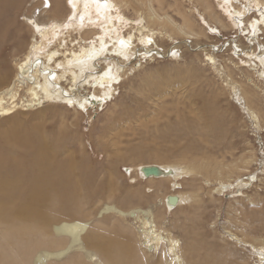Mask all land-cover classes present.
<instances>
[{"label":"bare ground","instance_id":"1","mask_svg":"<svg viewBox=\"0 0 264 264\" xmlns=\"http://www.w3.org/2000/svg\"><path fill=\"white\" fill-rule=\"evenodd\" d=\"M197 1L209 12L210 19L200 13L207 24L203 26L206 32L238 29L241 35L237 37L246 38L247 44L233 40L234 56L242 65L234 62L232 52L229 58L218 59L215 51L224 50L223 45H203L197 22L178 3L176 7L170 5L174 7L172 13H160L149 0L144 13L139 5H144V0H108L106 4L97 0H0V116L46 103H70L85 109L104 104L116 93L127 71L169 52L172 57L187 53V37H192V46L206 51L207 60L216 68L227 65L231 91L251 121L260 126L264 119L259 103L264 94V0H246L248 4L243 5L242 0ZM158 2L162 7L168 5L165 0ZM131 5L137 8L135 17L126 13L125 8ZM251 6L259 13L253 20L247 16ZM21 17L32 33L28 39L21 36L20 27H13ZM166 40L170 41L168 47ZM16 48H24L23 57H17ZM12 57L16 67L13 76ZM232 63L240 70L235 76L228 65ZM241 69L250 75L241 76ZM65 149L25 133L0 141V264H190L182 238L164 224L168 211L197 196L180 189L182 179L199 172L217 178L225 175L227 179L232 177L229 174L240 176L251 161L249 155H238L237 148L226 142L218 147V155L205 157L203 164H147L158 166L159 174H146V165H140L150 192L157 190L151 185L160 189L158 185L166 181L178 189L164 194L165 211L153 208L154 204L147 209L135 207L143 198L136 193L139 197L127 196L125 206L106 203L101 214L111 213L95 218L88 205L99 192L105 193L107 184L97 181L86 159L77 162L72 154L61 158ZM126 169L131 171L132 167ZM110 171L112 178L119 175L118 163H113ZM249 177L252 180L256 174ZM228 185L219 179L217 190ZM238 185L246 183L239 178ZM128 216L140 224L139 229L128 223ZM230 231L235 243L249 244ZM253 235L252 247L259 262L255 264H264V234L258 230ZM242 262L246 264L247 259ZM226 264L235 263L231 260Z\"/></svg>","mask_w":264,"mask_h":264},{"label":"rangeland","instance_id":"2","mask_svg":"<svg viewBox=\"0 0 264 264\" xmlns=\"http://www.w3.org/2000/svg\"><path fill=\"white\" fill-rule=\"evenodd\" d=\"M165 1L168 3L165 7L160 6L158 0H152V5L160 13H172L176 3L189 10L197 22L199 41L207 48L210 44L224 46V50L218 48L220 50L215 51L220 61L229 58L231 52L234 56L233 40L240 39L247 44L243 35L238 38L241 35L238 29H222L218 33L208 29L206 32L203 26L207 27V24L200 13L210 19L209 12L197 0ZM243 4L248 3L242 0ZM139 5L141 12L145 13L149 0ZM127 7V15L137 16L134 5ZM218 8L222 9L221 6ZM252 9L250 15L247 14L251 20L259 17L255 6ZM15 26L21 28L22 37L28 39L31 36L22 17L13 24ZM187 40V53L172 57L169 52L167 56L142 61L139 68L127 71L117 84L116 93L106 98L104 104L89 105L85 109L70 103H46L34 109H19L10 116H0V141L24 133L32 134L53 146L66 148L61 158L72 154L77 162L86 159V165L96 174L97 181L107 184L105 193L99 192L88 205L92 207L95 218H104L111 213L101 214L106 203L125 206L127 196L139 197L136 193L142 194L143 198L133 203L135 207L147 209L154 204L153 208L165 211L164 194L178 189H173L166 181L157 184L160 189L155 184V187L151 185L157 190L150 192L147 177L140 171L141 166L202 163L205 157L211 159L214 154L218 155L220 145L226 142L233 144L239 151L238 155L246 153L250 156L249 166L242 168L240 176L229 174L232 177L228 179L225 175L217 178L212 173L207 176L205 172L182 179L180 189L196 192L197 196L183 207L168 211L164 224L182 238L190 264H226L231 260L235 264H243V258L247 259L246 264L259 263L252 247V237L258 230L264 234V119L258 127L251 121L228 85L231 77L226 75L227 65L220 64L218 72L214 63L207 60L206 51H198L197 46H192L194 42L191 40L195 38L187 37ZM166 43L168 47L170 41L166 40ZM22 50L24 48H16L17 57H23L25 50ZM234 57V62L242 65L240 58ZM11 59L13 76L16 67L14 57ZM232 64L228 65L235 76L240 70ZM241 70V76L250 75L249 71ZM259 103L264 108V94L260 95ZM113 163H118L120 172L114 178L110 171ZM127 167H132V170ZM250 174H256V177L251 180ZM239 178L246 185L240 187ZM219 179L229 184L222 191L217 190ZM134 201H137L136 197ZM127 219L130 225L139 229L140 224L131 216ZM229 230L250 241L249 244L235 243L228 234ZM233 255L236 258H232Z\"/></svg>","mask_w":264,"mask_h":264},{"label":"water","instance_id":"3","mask_svg":"<svg viewBox=\"0 0 264 264\" xmlns=\"http://www.w3.org/2000/svg\"><path fill=\"white\" fill-rule=\"evenodd\" d=\"M146 174H159V172L161 171L160 168L156 165H146L144 170H143Z\"/></svg>","mask_w":264,"mask_h":264},{"label":"snow or ice","instance_id":"4","mask_svg":"<svg viewBox=\"0 0 264 264\" xmlns=\"http://www.w3.org/2000/svg\"><path fill=\"white\" fill-rule=\"evenodd\" d=\"M47 3V0H45ZM97 2H102V3H108V0H97ZM121 44H124L125 42L123 40L120 41ZM148 43H152L151 39H149Z\"/></svg>","mask_w":264,"mask_h":264}]
</instances>
